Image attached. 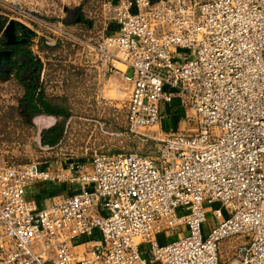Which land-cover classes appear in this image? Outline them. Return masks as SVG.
<instances>
[{
    "label": "built area",
    "instance_id": "2783aa9c",
    "mask_svg": "<svg viewBox=\"0 0 264 264\" xmlns=\"http://www.w3.org/2000/svg\"><path fill=\"white\" fill-rule=\"evenodd\" d=\"M101 17L110 30L83 52L129 84L128 129L175 104L196 131L158 132L153 154L95 153L88 166H0V264H264V0H102ZM35 181L74 188L38 208L26 198ZM208 210L217 220L204 230Z\"/></svg>",
    "mask_w": 264,
    "mask_h": 264
},
{
    "label": "rangeland",
    "instance_id": "374dc122",
    "mask_svg": "<svg viewBox=\"0 0 264 264\" xmlns=\"http://www.w3.org/2000/svg\"><path fill=\"white\" fill-rule=\"evenodd\" d=\"M16 6L22 9L25 7L23 2H18ZM61 6V2L57 3L54 7L47 6L50 7L46 10L47 12H45L48 16L47 18L54 20L55 23L56 21L60 23V17H65L66 15V12ZM0 9L2 13L5 14L3 17L11 16L12 18L19 19L21 22L24 20L17 12L11 11L4 0L0 1ZM27 22L31 28L38 30L48 41L54 43L52 44L54 48L47 54L48 60L52 64L47 68L46 75L44 74V79L46 80L45 94H49L53 97H62V95H65L66 100L62 101L63 105L66 106L68 115L64 120L62 134L58 142L53 146L43 144L40 140L41 130L49 127L56 121L53 115L49 117L46 113L32 114V116H29L31 121L30 125H26V134L19 132L18 130L21 122H18L13 117L14 106L12 105L16 102L13 97L17 96V93H20L22 88L20 84L14 80H1L0 166H16L28 162H36L40 166H45L55 163H68L71 161H81L88 166L90 159L95 153L140 152L153 154L156 146V140L153 136H157V133L161 131L156 125L141 130V134L131 132L128 129L125 121L128 92L126 93L124 88H120L119 90H115V93L109 94L107 89H104L102 83L99 84L96 82L94 85L91 83L90 85L86 83L80 85L81 93L78 95L71 92L73 90V88L70 89L71 85L64 93L57 91V87L59 86L56 87L55 81L59 76L56 71H58L59 66L62 65L63 60L67 57L68 53L65 48H67L69 44H72L75 47L73 49L78 50L77 55H79V53L84 55V45L87 42H96L103 35V32H105L103 20L101 19L96 23L95 29L92 32H88V29L83 26H81V28H76L74 34L77 40L74 41L56 35V32L52 31V29L40 25L37 26L33 22ZM56 37L64 41L62 44L65 47L63 46L62 48L56 44ZM42 58L45 59L46 57ZM68 78V80L71 81V77ZM11 93H16V95H11ZM76 103L82 105L81 108L78 109V104ZM89 105L93 106L90 110L88 109ZM183 110L186 114L185 119H187L189 123L188 128L192 132L196 129V115L188 107H184ZM88 123L91 125L95 124L96 127L93 128ZM214 220L217 219H213L211 217V212L208 210L207 219L204 223V230H206L209 224ZM173 236L179 237L180 233H175ZM235 241L236 238L224 239L221 241L219 249L221 263L230 262L231 245Z\"/></svg>",
    "mask_w": 264,
    "mask_h": 264
},
{
    "label": "crops",
    "instance_id": "0c3cea01",
    "mask_svg": "<svg viewBox=\"0 0 264 264\" xmlns=\"http://www.w3.org/2000/svg\"><path fill=\"white\" fill-rule=\"evenodd\" d=\"M101 1L102 0H4V2H6V4L9 6L10 10L17 12L23 17L25 21L23 20L21 22L19 19L12 18L11 16H6L7 18L3 17L5 14H3L0 9V23L6 24L9 19H15L21 22L24 26L22 27L19 24L15 25L14 31L16 34V39H19V37L23 38L25 33L28 34L26 41L22 40L14 44L5 45V38L0 32V44L6 46V49L11 50L9 64L10 67H12L8 77H0V81L14 80L15 82L19 83L22 88L21 92L17 93V96L13 97L16 102L13 103L14 105H12L14 106V111L12 114L13 117L18 122H21L18 130L19 132L26 134V125H30L31 122L29 116H32V114H42V112H32L28 109V102L26 101V98L31 95L27 94L26 87L37 85L40 86L45 92L46 80L44 79V74L46 75L47 68H49L50 64H52L48 60L49 58L47 54L51 49L54 48L51 47V49H49L43 46L42 43H48V45H52L54 43L48 41L42 33L38 32V30L31 28L27 21L33 22L37 26L40 25L49 29L52 28L45 25V23L48 22L54 24L57 26V29H52V31H55L56 35L61 37L63 36L66 39L74 41L77 40L74 34L76 28H81V26H83L84 28L88 29V32H92L95 29L94 27L96 23L102 19ZM18 2H23L25 5L24 9L16 6ZM59 2L62 3L61 7L66 12V15L65 17H60V23L58 21L55 23L54 20L47 18L48 16L45 12H47L46 10L50 8L47 6L54 7ZM73 8L76 9V12L79 14L80 18L79 20H75L74 18L73 20L68 21L67 9ZM27 29L29 31H27ZM104 29L105 32H103V34L110 30V28L107 29L105 27ZM56 38V44L63 48L64 45L62 43H64V41L58 37ZM41 39H44V42ZM73 48L75 47L72 44H69V46L65 48L68 53L67 57L63 60L62 65L59 66L58 71H56L57 75L59 76L55 81L56 87L59 86L57 87L58 92L64 93L70 88L71 85L70 89L73 88L71 92H74L78 95L81 93L80 85H83L84 83L88 85L91 83L94 85L96 82L99 84L102 83L104 85V89H107L109 94L115 93V90H119L120 88H124L126 93L129 91V84L123 80L120 74L110 73L106 76H101L98 73L95 65L90 63V61H88L84 55H81L80 53L77 55L78 50H74ZM42 57L46 58L43 59ZM68 77H71V81L68 80ZM11 95H16V93H11ZM47 96L50 97L49 94H47ZM62 97H65V95H62ZM81 106L82 105L78 104V109L81 108ZM91 108H93V106L89 105L88 109L90 110ZM185 115L186 114L184 113V110L177 108L175 104H172L171 107L170 105H164L161 107V117L156 124V127L159 128L161 133L177 131L188 134L194 133L196 129L192 132L189 130V123L187 119H185ZM48 116L50 117L49 114ZM91 126L93 128L96 127L95 124H92ZM71 188H74V186H71L68 183H47L44 181H35L26 187V198L32 201L36 207L39 208L48 204L56 197L69 195L72 193ZM173 235V233H158L156 234V237L160 243H164L174 239L175 237Z\"/></svg>",
    "mask_w": 264,
    "mask_h": 264
},
{
    "label": "trees",
    "instance_id": "16d2710c",
    "mask_svg": "<svg viewBox=\"0 0 264 264\" xmlns=\"http://www.w3.org/2000/svg\"><path fill=\"white\" fill-rule=\"evenodd\" d=\"M42 41L44 42V39ZM42 45L49 49L54 46L48 45V43H42ZM26 92L28 95H31L26 98L29 110L53 115L56 118V121L52 125L42 129L40 132L41 143L50 146L55 145L62 134L64 120L68 115L66 106L63 105V101L66 100V98L57 96L49 97L45 94L44 90L37 85L27 86Z\"/></svg>",
    "mask_w": 264,
    "mask_h": 264
},
{
    "label": "water",
    "instance_id": "95a60500",
    "mask_svg": "<svg viewBox=\"0 0 264 264\" xmlns=\"http://www.w3.org/2000/svg\"><path fill=\"white\" fill-rule=\"evenodd\" d=\"M67 12L69 15L68 21L73 20L74 18H75V20H79L80 16H79V14H77L75 8L67 9ZM16 24H19L20 26L24 27L21 22L15 20V19H9L6 22V24L0 23V32L2 33L3 37L5 38V40H4L5 45L14 44V43L18 42V40L16 39L15 31H14ZM27 31H29V30L27 29ZM10 54H11L10 49H6V48L0 49V71H2L4 73L6 72V74L8 73V70L10 68V64H9Z\"/></svg>",
    "mask_w": 264,
    "mask_h": 264
},
{
    "label": "flooded vegetation",
    "instance_id": "af4514ba",
    "mask_svg": "<svg viewBox=\"0 0 264 264\" xmlns=\"http://www.w3.org/2000/svg\"><path fill=\"white\" fill-rule=\"evenodd\" d=\"M67 19H69V15L67 16ZM27 38H28V34L25 33V36H24L23 38L19 37V39H17V40H18V41H22V40L26 41ZM0 43H1V39H0ZM0 48H7V47H6V46H3L2 44H0ZM11 70H12V67L9 68L7 74H6V72L4 73V72L0 71V77H1V78H6V77H8V75H9V73H10Z\"/></svg>",
    "mask_w": 264,
    "mask_h": 264
}]
</instances>
